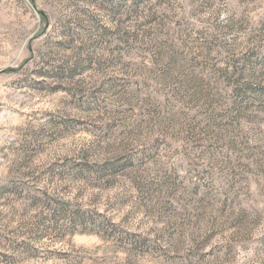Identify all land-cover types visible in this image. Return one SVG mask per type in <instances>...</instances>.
Listing matches in <instances>:
<instances>
[{"label": "rangeland", "instance_id": "1", "mask_svg": "<svg viewBox=\"0 0 264 264\" xmlns=\"http://www.w3.org/2000/svg\"><path fill=\"white\" fill-rule=\"evenodd\" d=\"M0 264H264V0H0Z\"/></svg>", "mask_w": 264, "mask_h": 264}, {"label": "trees", "instance_id": "2", "mask_svg": "<svg viewBox=\"0 0 264 264\" xmlns=\"http://www.w3.org/2000/svg\"><path fill=\"white\" fill-rule=\"evenodd\" d=\"M43 18H45V16H43Z\"/></svg>", "mask_w": 264, "mask_h": 264}]
</instances>
